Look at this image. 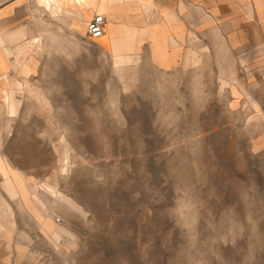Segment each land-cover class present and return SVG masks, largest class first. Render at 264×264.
Returning <instances> with one entry per match:
<instances>
[{"label": "rangeland", "instance_id": "1", "mask_svg": "<svg viewBox=\"0 0 264 264\" xmlns=\"http://www.w3.org/2000/svg\"><path fill=\"white\" fill-rule=\"evenodd\" d=\"M71 4L0 30V184L19 172L37 211L0 187V264H264V0L183 3L198 30L122 61Z\"/></svg>", "mask_w": 264, "mask_h": 264}, {"label": "crops", "instance_id": "2", "mask_svg": "<svg viewBox=\"0 0 264 264\" xmlns=\"http://www.w3.org/2000/svg\"><path fill=\"white\" fill-rule=\"evenodd\" d=\"M23 1L24 0H0V30H2L1 32L9 31V33L4 36L5 38L7 37L10 43H12L10 35L12 34V37L14 36V33H12L13 31L32 30V28L25 25L20 18L22 13L19 12V9L22 8ZM35 1L38 5L42 6L44 10L48 11L51 17L58 18L59 16H64L68 18L66 23L69 26L70 17L66 14L72 10L71 6L73 5L71 4V0H56L61 12L47 10L50 7L49 2H51V0H40V4L37 0ZM183 3H189V6L195 7L194 10H196L197 0H95L94 6H90L97 12H102L104 14L106 18L104 32L105 30H109V33L110 31H115L113 36L110 35L111 56L113 57L114 46L118 45L119 47L117 50L120 56L118 61H122L123 59H132L134 57L130 49L134 48L138 40L147 33L148 43L152 45L153 43L159 42L163 30H172L171 33L174 34L175 32L173 30H198L197 18L195 16H183ZM44 5L47 9L44 8ZM87 8H89V6L86 5L79 8V10H81L82 20H84V13ZM77 9L78 8L75 7L73 11ZM93 13L94 11L88 15V17H91ZM171 40L173 41L172 38ZM18 45L11 46L10 48L8 47V54H4L0 48V75L6 73L9 66V56L12 53L14 54V50ZM225 46L226 45H224V48L228 50ZM18 61L19 59H17L16 63H18ZM4 84L5 82H0V95L3 97L6 107L10 110L11 103V110H13L14 99L12 97L11 100V92L10 90L4 89Z\"/></svg>", "mask_w": 264, "mask_h": 264}, {"label": "bare ground", "instance_id": "3", "mask_svg": "<svg viewBox=\"0 0 264 264\" xmlns=\"http://www.w3.org/2000/svg\"><path fill=\"white\" fill-rule=\"evenodd\" d=\"M73 3L75 6L80 8L84 5L94 6L95 0H73ZM81 24H83V29L85 30V27H86L85 21L81 20ZM114 34H115V31H110L111 36H113ZM114 47H115V49L113 50V59L117 60L119 57V55H118L119 53L117 50L119 46L117 45ZM27 67H28L27 63H24V65L21 66V68L23 70L27 69ZM66 157H67V154H66L65 150H63L62 151V158L65 159ZM2 162H4V161H2ZM61 169L64 170L65 169L64 166ZM5 171H6V175L3 177V180L0 184L1 189L4 191L3 193H5L10 198L20 196L19 199H21V201H23V203L26 204L30 210L37 212L35 210L36 209L35 203L28 196L27 192L24 189V183H26L25 177L23 175H21L19 172H15V171L11 170L8 166H5ZM1 204H4V201L0 198V210H3V208L1 207ZM7 208H8V204L6 205L5 211H7ZM46 220H50V217H48L47 215H46V218L42 222L43 225H44V222ZM50 221H52V220H50ZM44 227H45L46 231L50 232L49 227L47 225L46 226L44 225Z\"/></svg>", "mask_w": 264, "mask_h": 264}, {"label": "built area", "instance_id": "4", "mask_svg": "<svg viewBox=\"0 0 264 264\" xmlns=\"http://www.w3.org/2000/svg\"><path fill=\"white\" fill-rule=\"evenodd\" d=\"M106 18L102 12H94L86 23V33L89 38H97L104 32Z\"/></svg>", "mask_w": 264, "mask_h": 264}, {"label": "clouds", "instance_id": "5", "mask_svg": "<svg viewBox=\"0 0 264 264\" xmlns=\"http://www.w3.org/2000/svg\"><path fill=\"white\" fill-rule=\"evenodd\" d=\"M206 254L204 253V256H205Z\"/></svg>", "mask_w": 264, "mask_h": 264}]
</instances>
